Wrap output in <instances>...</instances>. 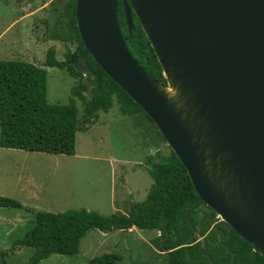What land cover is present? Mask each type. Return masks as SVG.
<instances>
[{
	"label": "water",
	"instance_id": "1",
	"mask_svg": "<svg viewBox=\"0 0 264 264\" xmlns=\"http://www.w3.org/2000/svg\"><path fill=\"white\" fill-rule=\"evenodd\" d=\"M121 2L128 31L135 14L165 81L130 52L118 0L75 1L85 49L152 120L200 199L264 255V0ZM169 82L176 100L159 89ZM207 153L222 157L211 176Z\"/></svg>",
	"mask_w": 264,
	"mask_h": 264
},
{
	"label": "trees",
	"instance_id": "2",
	"mask_svg": "<svg viewBox=\"0 0 264 264\" xmlns=\"http://www.w3.org/2000/svg\"><path fill=\"white\" fill-rule=\"evenodd\" d=\"M75 1L67 3L62 11L68 16L67 37L77 42L75 50L66 54L64 60L56 58L53 48L47 49L43 67L24 60H0V147L74 154L77 132L89 128L79 125L74 96L83 101V113L89 125L96 122L99 110L107 111L111 107L113 96L123 114L143 112L85 49L76 26ZM118 20L134 58L151 76L164 82L161 66L135 14L133 28L128 31L121 0H118ZM57 34L59 38H66L63 32ZM72 57L79 58L92 76L87 82L77 68L78 61L70 60ZM47 66L66 69L70 76L79 79L67 103L48 102L44 68ZM91 82L93 86L87 96L83 92ZM147 159L152 184L146 198L132 202L128 213L103 215L84 207L60 212L36 211L31 229L12 244L11 250L33 247L35 251L27 264H38L52 254L78 253L80 240L89 229L96 228L103 233L114 229L125 232L136 226L160 231L153 241L167 256L169 264H264V255L254 251L252 244L216 218L217 214L200 199L185 167L172 150L168 158L162 157L160 161L151 156ZM0 206L20 207L21 203L0 196ZM200 206L209 209L213 220L197 219L196 209ZM220 225L224 227L221 234L215 230ZM197 227L203 242L194 236ZM8 254L9 250L1 252L0 264H6ZM121 257V253L103 252L90 258L87 264H119Z\"/></svg>",
	"mask_w": 264,
	"mask_h": 264
},
{
	"label": "rangeland",
	"instance_id": "3",
	"mask_svg": "<svg viewBox=\"0 0 264 264\" xmlns=\"http://www.w3.org/2000/svg\"><path fill=\"white\" fill-rule=\"evenodd\" d=\"M70 1L0 0V60H24L43 67L42 63L48 48L55 50L58 60H64L66 54L72 53L77 44L75 40L67 37L68 16L62 13ZM46 2L47 4L50 2V5L42 9L40 6ZM27 4L34 12L23 16L29 11L26 10ZM59 32H63L66 38H59L57 34ZM70 60L75 62V59ZM80 65L85 67L81 61ZM81 66L78 64L77 68L81 69L82 79L86 80ZM44 68L47 71L48 102L67 103L73 97L71 90L79 84V79L70 76L66 69L49 66ZM91 77L89 75V78ZM92 86L93 83H89L88 90L83 93L88 96ZM74 98L79 125L89 127L86 131L77 132L74 154L29 155L32 154L30 151L17 153L0 149V196L13 198L21 204L37 201L45 209L44 211L49 209L47 211L50 212L79 209L86 198V193L82 190H87L91 184H96L94 180L97 178H100V189L104 191L101 201L105 202L108 199L110 191H115L113 197L118 199L117 190H124L120 183L121 175L124 178L128 176L129 187L134 191L136 202L143 201L147 196L144 191H147L152 183V178L146 170L150 167L146 157L151 155L154 160L160 161L162 157L170 156L171 148L162 137H159L161 135L157 132L156 126L142 111L137 119L135 116L120 113V104L115 96L111 107L107 111H99L96 122L92 125L85 120L83 101L77 96ZM114 157L126 159L128 163L121 164L120 160L117 162ZM142 161L145 166L139 165ZM111 179H114L113 183ZM111 184L113 188H110ZM127 190L129 191L128 188ZM10 194L12 196H9ZM27 204L37 211L35 206ZM102 209L95 211L103 215L114 213L107 212V207ZM30 211L26 208L0 206V218L14 213L18 216H30L29 222L16 224L12 221L0 220V260L1 252L9 250L6 264H27L35 251L33 247H17L16 251L11 250L12 244L31 229L33 216ZM196 216L198 220H213L212 214L205 206L196 209ZM216 218L219 219L217 215ZM217 227L219 228L215 230L221 234L224 227L222 225ZM134 231L138 232L140 238L136 237ZM134 231H117L103 236L97 249L92 252L91 258L103 252H117L122 255L119 264H169L167 256L161 254L155 243L150 240L159 235L160 231L153 233L152 229L137 227ZM194 236L203 242L200 228H196ZM87 241L88 243L85 244L87 246L80 245L82 253L52 254L38 264H87L90 255L84 257L83 248L88 247L91 251L89 245L91 238L89 237Z\"/></svg>",
	"mask_w": 264,
	"mask_h": 264
},
{
	"label": "crops",
	"instance_id": "4",
	"mask_svg": "<svg viewBox=\"0 0 264 264\" xmlns=\"http://www.w3.org/2000/svg\"><path fill=\"white\" fill-rule=\"evenodd\" d=\"M47 5H50V2H49V4H47V2H46L44 5H42L40 7L42 9H44ZM26 6H27V9L26 10H29V11L26 12L25 14H23V16H25L28 13H33L34 12L33 10H31V7L29 6V4H27ZM99 111H102V110H99ZM119 111H120V109H119ZM120 113H121V111H120ZM126 115H129V114H126ZM139 115H140V112H137V113L132 114V115H129V116H135L136 119H137L139 117ZM136 123H138L137 120H136ZM0 149L5 150V151H15L17 153L22 152V151L24 153H29V152H27V150H22V149H13V148H5V147L4 148L2 147ZM30 153H32V154H29V155H40L39 153H43V152L30 151ZM47 154H50V153H47ZM96 156H98V155H96ZM149 156H151V155H148L147 157H149ZM147 157H146V159H147ZM114 159H116V157H114ZM118 160H120V163L121 164L122 163L123 164H127L128 163L126 159L123 160V159L117 158L116 161L118 162ZM20 164H21V166L23 168L25 167L23 165V163H21V161H20ZM140 164L142 166H145L144 161L140 162L139 165ZM146 170H148V169L146 168ZM113 178L114 179L116 178L115 175H114ZM119 178L121 179L120 180V183H121V186L124 187V190H122V189L117 190L119 192L118 193L119 194L118 199H116L115 197H113V193L115 191H110L109 192L108 199L105 202L101 201V198H102V195L104 194V191L100 189V186H101V180H100V178H97L96 180H94V182H97L96 184H91V187H89L87 190H82L83 193H86V198L83 201L84 203H82L80 205V207H78V208L84 207V208H86L88 210H103L102 208H106L107 207L108 208L107 212L123 213V214H126L127 212H129L131 203L132 202H136V199L133 196L134 195V191L129 187L130 186V183H129V180H128V176H126L124 178V177H121V175H120ZM114 179H111V183L114 182ZM110 188H113V184H111ZM127 188L129 189V191L127 190ZM149 189H150V187H149ZM148 190L147 191H144L145 194H147ZM9 196H12V194H10ZM16 198L21 199V197H16ZM56 200H58V199H56ZM27 203L35 206L34 208L37 211H44L45 210L42 207V205H40L39 203H37V201L35 203L26 202L25 203L26 205L24 203H22L20 207H17L19 209L20 208L21 209L26 208V209H29V210L33 211V213L31 211L29 212L33 216V221H34V212H36V211H34L31 207H29ZM47 210H49V209H46V211ZM0 220L2 222L12 221V222H14V224H16V223H22V222H25V221H28L29 222L30 221V216L29 217L18 216L17 214L14 213V214H11V215H8V216H1ZM10 226L13 227L14 225H11L10 224ZM131 230H133V231L136 230V226H132L131 228L128 229V231H131ZM152 230H153V233H154V231H158L156 229H152ZM117 231H121V230H115L114 229V230H112V231H110L108 233H103V232H101L100 230H98L96 228L89 229L85 233V235L81 238L80 244H79V245H82L83 244V247H84V245L86 243H88V241H87L88 238L89 237L91 238V241L89 243V245H91V251L88 250L89 249L88 247L87 248H83L84 251H85L84 252V257H86L85 255H90V258H91V254H92V252H94L95 249H97L98 245L100 244V242L102 240L101 238L103 236H105V235H111L112 233H115ZM134 233L136 234V237L140 238L137 231H134ZM143 236H144V234H143ZM157 236H158V234L155 237H157ZM155 237H153V238L150 239V240H152L153 243H154L153 240H154ZM85 246H87V245H85ZM159 252L161 254H164V252H161V251H159ZM79 253H82V250L80 251V249H79Z\"/></svg>",
	"mask_w": 264,
	"mask_h": 264
},
{
	"label": "bare ground",
	"instance_id": "5",
	"mask_svg": "<svg viewBox=\"0 0 264 264\" xmlns=\"http://www.w3.org/2000/svg\"><path fill=\"white\" fill-rule=\"evenodd\" d=\"M166 77V75H165ZM176 85H174L172 82H169L166 86H160V90L162 92H164L165 96H167L169 98V100H176V98L178 97V90L175 87ZM209 153H207V158H206V166H207V170L208 172H210V176L213 175L215 173V171H218V165H220V159L222 158L221 156L218 157L216 160H213V158L211 159L210 155H208ZM219 162V164H217ZM217 164V168L213 169L214 166ZM208 166H210L208 168ZM212 169V170H211ZM218 179L223 178L222 175H217ZM225 182L226 180L223 179Z\"/></svg>",
	"mask_w": 264,
	"mask_h": 264
},
{
	"label": "flooded vegetation",
	"instance_id": "6",
	"mask_svg": "<svg viewBox=\"0 0 264 264\" xmlns=\"http://www.w3.org/2000/svg\"><path fill=\"white\" fill-rule=\"evenodd\" d=\"M157 58V57H156ZM72 59L74 60L75 59V61L77 60V61H79V58H74V57H72ZM162 69V68H161ZM163 75V74H162Z\"/></svg>",
	"mask_w": 264,
	"mask_h": 264
}]
</instances>
